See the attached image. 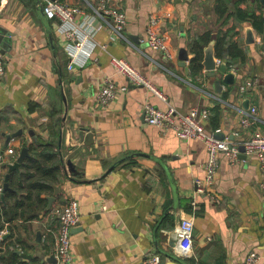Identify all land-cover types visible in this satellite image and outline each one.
<instances>
[{
	"label": "crops",
	"instance_id": "obj_1",
	"mask_svg": "<svg viewBox=\"0 0 264 264\" xmlns=\"http://www.w3.org/2000/svg\"><path fill=\"white\" fill-rule=\"evenodd\" d=\"M61 1L78 5L88 16L99 2ZM109 3L125 11L124 37L103 25L94 35L98 46L92 59L70 71L64 41L55 31L58 20L44 15L39 0H0V46L7 47L0 79V154L12 147L18 156L20 144L35 139L55 144L63 166L53 205L68 197L79 203L80 223L71 232L72 264H142L151 254H159L162 264H244L251 251L259 255L256 264H264V176L256 157L231 162L221 155L213 197L198 193L196 182L204 177L207 160L204 143L148 124L145 103L165 104L146 88L129 84L110 63L112 56L127 59L178 110L208 108L205 126L217 138L242 141L254 129L264 131V33L235 18L222 27L234 28L244 59L227 68L234 81L222 83L218 92L214 82L224 74L216 70L208 76L203 65L199 72L191 70L198 36L211 34L202 45L203 57L208 46L214 52L220 28L216 0ZM240 7L264 16L257 0H243ZM157 9L170 13L162 28L170 38L171 60L144 41L148 16ZM84 19L77 17L79 23ZM182 49L188 55L184 66ZM214 58L216 65L225 63ZM106 79L127 86L108 107L95 96ZM248 80L256 82L247 86ZM252 107L254 119L245 127L243 111ZM19 130L7 143L6 135ZM5 171L0 166L1 178ZM182 217L194 220L191 253L185 258L177 257L172 245ZM11 227L25 246L23 253L42 261L54 255L56 225L45 213L13 221Z\"/></svg>",
	"mask_w": 264,
	"mask_h": 264
},
{
	"label": "built area",
	"instance_id": "obj_2",
	"mask_svg": "<svg viewBox=\"0 0 264 264\" xmlns=\"http://www.w3.org/2000/svg\"><path fill=\"white\" fill-rule=\"evenodd\" d=\"M39 3L48 19L58 20L55 31L57 36L64 41V50L68 58L67 69L70 71L76 67H83L92 59L93 52L98 46L94 35L103 25H108L117 36L124 37L125 11L121 7L111 5L109 0H99L98 4L92 7L90 16L78 5L61 0H39ZM79 15H84L85 19L82 23L77 21ZM169 17L170 13L165 10L157 9L150 13L144 36V41L150 49L163 55L167 60H171L173 54L169 35L162 28V24ZM218 62L219 60H217ZM110 63L129 84L146 88L150 94L165 104L164 107H156L150 102L145 103L144 118L148 124L157 127L164 133L171 131L181 140L196 139L204 143L207 160L204 164V177L196 182L198 193L213 197L211 188L219 170L220 156H225L231 162H238L241 154L240 146L244 148L243 154L246 157L249 155L256 157L260 171L264 176V131L254 129L242 141H233L226 137L217 138L214 132L208 131L205 126L210 116L208 108L194 106L187 111L178 110L170 103L167 95L127 59L112 56ZM4 74V55L0 48V79ZM255 82V80H248L246 85L251 86ZM245 88V85H241L242 90ZM125 89L127 86L120 87L112 79H106L95 96L100 105L108 107L115 101L117 93ZM255 113V107L243 111L241 124L245 127L250 126ZM16 158L17 152L9 147L6 149V153L0 154V166L6 170L9 165L15 162ZM3 177L4 174L2 178L0 177V195L3 192ZM45 216L56 225L53 235L55 258L59 264H72L71 232L80 223L78 201L68 197L64 202L54 204L45 213ZM4 232L0 231V238ZM172 233L175 235V254L181 258L189 256L193 243L194 220L191 217H182ZM258 260L259 255L251 251L246 255L244 264H256ZM142 264H162L161 256L151 254L144 259Z\"/></svg>",
	"mask_w": 264,
	"mask_h": 264
},
{
	"label": "trees",
	"instance_id": "obj_3",
	"mask_svg": "<svg viewBox=\"0 0 264 264\" xmlns=\"http://www.w3.org/2000/svg\"><path fill=\"white\" fill-rule=\"evenodd\" d=\"M242 1L216 0L215 9L220 28L214 44V55L224 60L227 68L235 65V60L244 59V51L233 39L237 34L234 28L222 29L230 19L248 21L259 35L264 33V16L253 9L241 8ZM210 39L211 34L206 32L194 41L192 73L200 71L203 61L202 45ZM19 147H26L29 155L18 169L9 173L8 189L3 199L0 195V231L9 224V233L0 240V264H49L50 262L40 258L26 259L16 253L17 250L24 252L25 246L19 237H13L11 223L22 219L31 220L39 213L48 212L47 197L53 195L54 186L60 182L63 163L55 144L51 142L35 139L21 143Z\"/></svg>",
	"mask_w": 264,
	"mask_h": 264
},
{
	"label": "water",
	"instance_id": "obj_4",
	"mask_svg": "<svg viewBox=\"0 0 264 264\" xmlns=\"http://www.w3.org/2000/svg\"><path fill=\"white\" fill-rule=\"evenodd\" d=\"M257 1H258V4L264 10V0H257ZM8 36L9 35L7 33L6 37H8ZM6 40L9 42V39H6ZM0 48H1L2 53L4 54L6 52L5 50L7 49L6 45L1 43ZM179 60H180V65H182V66H184L186 64V61L188 60L187 51H185L184 49L181 50V54L179 55ZM202 65L204 66L205 70L208 71V73H207L208 76H214L215 73H216V70H218L221 74H224L223 78H221V79L218 78L214 82L218 92L222 90V85H223L222 83H226V84H232L233 83L234 76H233L232 73H227V65H226V63L221 62L220 64L216 65V61H215V58H214V52H213L212 46H208L206 49H204V57H203ZM21 133H22V131L19 130L16 133L7 134L6 135V142L8 143L9 140L12 137L18 136ZM91 136L92 135L90 134L87 137H89L90 140H91ZM240 152H241L240 159H246V156L243 154L244 148L242 146H240ZM28 155H29L28 149L26 147H21L19 149V154H18L15 162L7 167V171H6L5 175H4L3 192L1 193V198L2 199L4 198L5 191L8 189L7 179H8L9 173L12 170L18 169L20 164L23 163V161L27 158ZM59 190L60 189H59L58 186H54L53 195H50V196L47 197V200H48L47 208H46L47 210H49L52 207L53 203L56 200V197L59 194ZM39 236H40V232H38V240H39ZM174 236L175 235L173 234V237ZM1 239L2 238H0V240ZM172 245L174 246V242H173ZM16 253L21 255L23 258H26V259H30L31 258V255H27V254L23 253L21 250H17ZM173 253L175 254L174 249H173ZM177 257H179V256H177ZM47 261H49L50 263H53V264H57L58 263V261L54 257V255H50L49 257H47Z\"/></svg>",
	"mask_w": 264,
	"mask_h": 264
}]
</instances>
